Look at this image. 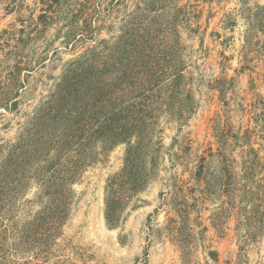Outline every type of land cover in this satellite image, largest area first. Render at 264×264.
<instances>
[{"label": "rangeland", "instance_id": "1", "mask_svg": "<svg viewBox=\"0 0 264 264\" xmlns=\"http://www.w3.org/2000/svg\"><path fill=\"white\" fill-rule=\"evenodd\" d=\"M132 45L140 61L86 67L73 92L102 75L117 96L151 95L147 181L127 183L108 222L128 144L98 141L88 157L75 137L69 159L86 164L63 220L45 218L39 173L19 185L1 165L74 60ZM0 168V264H264V0H0Z\"/></svg>", "mask_w": 264, "mask_h": 264}, {"label": "trees", "instance_id": "2", "mask_svg": "<svg viewBox=\"0 0 264 264\" xmlns=\"http://www.w3.org/2000/svg\"><path fill=\"white\" fill-rule=\"evenodd\" d=\"M128 44L129 41L126 45ZM124 47H115L112 52L109 50L110 53H104L102 56H96L92 52L74 60L73 71H70L72 75L66 76L62 84L57 86L62 88L51 93L35 112L31 121L32 129L25 130L26 136L21 138V142L10 151L8 160L1 165L4 173L12 176V183L16 182L19 185L31 168L39 173L41 184L44 185V195L53 198L52 206L47 208L48 213L45 218L54 221L63 220L66 216L68 184L74 181L77 171L86 164L84 160L78 159V156H75L72 162L69 159L68 151L71 149L74 138L82 140L79 136L81 134L76 133L87 134L89 140L87 144H90V147L84 148L85 144L80 140L75 146L77 145L79 150H84L88 157L91 154L92 145L98 141H102L107 149L119 142L128 144L124 167L110 180L109 187L112 192L106 207L108 222L114 224L118 220L122 191L127 183L128 190L135 192L147 181V173L143 171V154L148 150L151 142L155 123L153 117H156L151 106L153 102L150 99L151 95L136 99L132 97V91H130L129 98L117 96L113 84L102 75L99 79L101 86L98 89L89 91L84 87L80 89L82 91L77 92V96L73 92L75 87L80 88L79 85H83L84 80L88 79L86 67L90 68L97 62L107 66L109 62L119 57L122 61L132 63L140 61L144 55L142 52L135 51V45H132L130 48L133 51L129 48L130 54L127 53L125 56L127 49L123 50ZM132 70H125L124 77H128ZM160 71L161 69L156 72L151 82L160 80L163 73H159ZM172 74L176 77L175 72ZM74 75L82 76V78L77 83H73L76 80ZM79 81L81 84H78ZM70 99L75 101L72 103ZM79 103L85 106L89 114L82 112ZM84 116L87 117L86 125L83 126L86 129H81L78 124L82 123ZM53 150L58 152L56 159L50 157Z\"/></svg>", "mask_w": 264, "mask_h": 264}]
</instances>
